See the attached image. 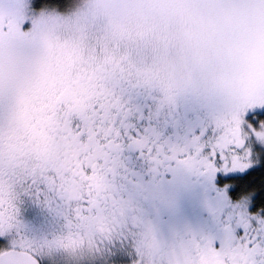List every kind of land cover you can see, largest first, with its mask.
<instances>
[{"label":"snow or ice","instance_id":"6c2138e0","mask_svg":"<svg viewBox=\"0 0 264 264\" xmlns=\"http://www.w3.org/2000/svg\"><path fill=\"white\" fill-rule=\"evenodd\" d=\"M76 2L0 0V36L32 41L15 76L0 60V264H264V82L219 71L264 64V0H147L194 81L144 85L134 51L32 139L18 111L44 56L31 30Z\"/></svg>","mask_w":264,"mask_h":264},{"label":"rangeland","instance_id":"374dc122","mask_svg":"<svg viewBox=\"0 0 264 264\" xmlns=\"http://www.w3.org/2000/svg\"><path fill=\"white\" fill-rule=\"evenodd\" d=\"M146 2L79 0L70 13H56L38 20L31 35L40 41L44 56L30 68L24 92L33 89L43 95V87L51 80H64L67 74L83 65L89 66L99 56L108 57L112 64L118 65L121 59L139 50L144 52L140 59H146L145 64L149 60L150 65L153 57L147 49L163 41L161 36L165 28L163 21L143 6ZM11 22L15 23L14 18ZM17 43L31 44L32 41L21 40L8 33L0 36V60L3 61L6 76L16 74ZM74 75L76 77L77 73L74 72ZM223 76L226 80L231 78L249 87H259L264 82V64L258 75H251L250 80L242 76L230 77L229 73Z\"/></svg>","mask_w":264,"mask_h":264},{"label":"trees","instance_id":"16d2710c","mask_svg":"<svg viewBox=\"0 0 264 264\" xmlns=\"http://www.w3.org/2000/svg\"><path fill=\"white\" fill-rule=\"evenodd\" d=\"M78 1L79 0H77V2ZM149 52L153 57V59H151L150 65L149 60L145 64L146 59H139L136 73L133 76L134 79H142L145 81V85L157 87L161 86L162 89L165 90H172L180 88L182 86H187L189 83L194 81L195 73H193L187 66L182 46L169 47L162 41L161 43H158L154 48L148 47L147 53L149 54ZM107 60L109 61V64H112V60L108 59V57L99 56L96 57L91 62V64H89V66L83 65L81 68L73 71H76L77 74L78 72L83 73L82 71L90 70L93 65L96 67L101 66L102 69L108 68V70H110L112 66L107 65ZM261 66L262 63L259 58L251 55H246L243 56L240 60L231 63L230 65H222L219 71L223 75L229 73L231 75L230 77L242 76L243 78L250 80L249 78L251 77V75H258ZM70 75L67 74V76H65L66 78L63 81L65 82V80H69ZM103 79L104 78H101L99 80L98 78H96L93 81L96 84H101L103 83ZM21 99L22 105H24L23 102L26 101H23V96ZM41 122L43 121L41 120ZM27 125V131L31 130V132H34L35 134L37 132H40L39 129H41V126H39L36 121L27 122Z\"/></svg>","mask_w":264,"mask_h":264},{"label":"flooded vegetation","instance_id":"af4514ba","mask_svg":"<svg viewBox=\"0 0 264 264\" xmlns=\"http://www.w3.org/2000/svg\"><path fill=\"white\" fill-rule=\"evenodd\" d=\"M113 66V64H107ZM138 65V60L131 64V69L129 76L133 78L136 73ZM111 70V69H110ZM109 71L108 68L102 69L101 66H92L90 70H84L78 72L75 77L72 71L69 80H51L45 87H43V92L45 94L41 95L35 93L32 89L30 92H24L22 108H19V118L23 121V128H27V122L36 121L39 126H41L40 132L36 134L31 132V130H26L31 133V138L36 139L37 136L42 132L43 126L55 119V113L59 109L61 103L69 104L71 103L74 110L82 111L86 106L87 102L97 93V89L102 88L103 83L96 84L93 80L98 78L99 80L103 77V74ZM77 73V72H76ZM145 85V81L139 79ZM152 87L150 85H147ZM160 88H162L160 86ZM22 101V99H21ZM41 120L43 122H41ZM40 121V122H39ZM25 132H21L24 135Z\"/></svg>","mask_w":264,"mask_h":264}]
</instances>
